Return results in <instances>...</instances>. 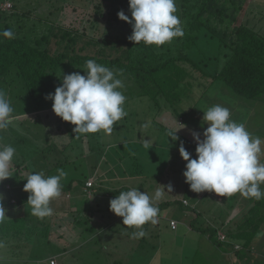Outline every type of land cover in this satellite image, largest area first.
Returning <instances> with one entry per match:
<instances>
[{
	"label": "trees",
	"instance_id": "1",
	"mask_svg": "<svg viewBox=\"0 0 264 264\" xmlns=\"http://www.w3.org/2000/svg\"><path fill=\"white\" fill-rule=\"evenodd\" d=\"M178 1L180 6L176 5V15L181 21L184 35L159 47L145 45L143 42L136 45L128 39L132 34V27L129 23L120 20L117 15L123 10L131 19L128 0H89L90 3L93 2L95 13L105 17L110 25L107 33L98 27L92 35L89 33V24H85L82 29L78 27L79 24L84 23L82 20L73 24L72 28L54 24L48 27L47 32L40 37L30 36L23 32L24 22L9 21L7 17L9 15L6 14L9 11L0 6V32L11 28L15 33V38L11 40L0 36V85L5 92L8 91L7 93L11 94L12 99L16 100L14 101L16 105L23 104L25 101L26 107L18 105L22 107L19 111L31 110L30 107L34 111H41L52 106L53 102L46 100L45 97L49 93H54L55 88L60 85L61 76L71 69H83L85 62L93 59L114 71L119 70L123 77L131 82L129 89L134 91L130 90L123 107H126L131 100L145 104L146 114H150V117L155 116L154 120L152 118L155 128L157 125L166 127L167 123H160L156 119L159 111H166V109L174 114L177 121L179 119L184 124L182 120L191 114L190 108L185 106V103L192 101V105H189L192 109L204 103L203 100L211 103V91H217L221 96L232 100H242L246 105L254 106L252 111L258 108L256 115H263L261 111H264V30L262 27L257 29L255 22L240 21L247 15L251 0ZM88 21L91 26H96L92 18ZM204 36L210 37L209 43L214 45L217 52L216 59L224 61L217 73H211L205 68L209 63L205 55L196 49L197 42ZM53 38L57 39L56 46L51 48ZM35 118H38L36 121L40 123L41 117L37 115ZM128 119L129 115L121 119L122 127L127 132L131 128ZM151 124L152 121L150 126ZM70 131H72L69 133L72 138L76 133L73 130ZM260 132L257 136L264 140V130L261 136ZM128 139L132 138L128 136ZM48 144L52 145L51 142ZM128 145L131 144L112 145L108 147L109 152L111 155L120 156V151ZM102 150L104 153L107 147L104 146ZM37 154L41 159L43 158V152L39 154L38 151ZM57 164L54 169L45 166L43 172L47 175L58 174L57 169H63L66 172V176L61 180L62 195L71 192L75 187L79 188L80 182L85 186L86 178L82 180L78 175V166L75 162L63 164L57 162ZM19 165V163L16 165L17 168ZM13 178L0 182V194L4 197L2 203L5 208L20 205L23 209L29 193L23 191L24 186L20 184L26 183V180L18 176ZM261 187L264 189V185ZM128 189L123 186L115 192V195ZM209 193L211 192L194 193L192 196L195 202L190 205L179 199L160 202L156 204L159 208L158 217L165 216L167 212L174 214L176 208H181L182 214L189 219L190 228L202 232L214 247L226 253H233L239 259L246 258L248 261L253 258V253L250 254L249 251L262 252L261 254L264 255V240L256 245L258 247L254 245L258 229L263 228L264 224V199H254V204L245 217H231V210L240 204L239 196L232 198L228 206L223 205L225 208L222 207L221 211L215 213L216 216L211 217V223L204 225L203 223L209 220L203 210H198L199 203L203 199H209L213 201L214 207L218 201L222 202L217 197L210 198ZM79 209L74 213V222L83 225L81 234L84 239L93 234L103 237L100 233L110 224L113 217L110 207L105 210L98 206H90L89 203L88 206L85 205ZM66 211V209L55 211L52 216L42 220L32 217L33 215L29 214L31 212L29 207L27 214L22 210L19 216L6 219L0 223V242L4 244L0 247V252H5L4 256H6L8 250L12 249L11 254H14L16 248L13 249L10 246L19 247V245L11 244L10 240L16 238L18 241L27 238L30 245L38 239L39 234V237L46 238L45 241L54 242L50 238V232L53 227L58 228L54 225L57 222L59 226L64 227L66 220L61 214H67ZM207 211L214 213L213 209ZM28 214L31 217H28ZM57 216L60 217L58 221L55 220ZM99 218H101L100 221ZM199 219L205 221L198 222ZM147 225V223L143 225L144 231ZM221 229L222 233L219 231ZM141 239L142 244L147 243L146 236ZM237 243L240 244L238 248H236ZM5 247L7 250L2 252V248ZM261 260L264 259L256 258L254 263L262 264Z\"/></svg>",
	"mask_w": 264,
	"mask_h": 264
},
{
	"label": "rangeland",
	"instance_id": "2",
	"mask_svg": "<svg viewBox=\"0 0 264 264\" xmlns=\"http://www.w3.org/2000/svg\"><path fill=\"white\" fill-rule=\"evenodd\" d=\"M175 3L179 5L178 0H175ZM0 6L9 11L6 12L10 16H7L9 21L15 23L18 20H22L24 22L23 32L30 36L40 37L47 32L48 27L54 24L72 28L73 24L82 20L84 23L79 24L78 27L82 29L85 24H89L90 35L95 33L98 27L104 33H107L108 27H110L105 17L103 18L98 13H95L93 2L90 3L89 0H4L0 1ZM89 18L94 20L96 26L90 25ZM241 19L240 21L249 20L255 22L257 29L262 27L264 30V0H251L247 15ZM56 40L55 38L52 39L51 48L56 46ZM210 40V37L204 36L197 42L198 46L196 49L205 55L209 63L205 68L211 73H217L223 66L224 61L216 59L217 52L214 45L209 43ZM82 71V68H75L68 70L63 75L73 72H79L83 75L84 72ZM62 76L60 84L62 83ZM117 78L122 80L124 87L121 91L125 97H128L130 90L134 91V89H129L131 82H128L122 74ZM1 86L0 89H2ZM7 96L14 109L13 115L17 118L7 130L0 131V143L10 144L16 149V154L12 161L13 176L9 177V179L16 176L18 178H26L33 172L43 171L46 167L54 169L58 165L57 162L61 164L75 162L78 166L77 173L82 180L86 178V183L93 182L91 187L88 186L87 195L83 193L85 186L80 182L79 188L75 187L71 193L66 192L60 198L51 201L50 206L54 212L58 210L65 211L67 208L66 213H68L61 214L64 220H66L64 227L61 230L53 227L50 232L51 239L57 244L54 242L46 244L44 242L39 253L42 258H46L50 254L56 255V257L51 256L43 259L39 261L40 264H52V258L58 264L59 259H61L59 257L64 255H75L73 259L75 262L71 261L70 264H257L254 263V259H264V255L261 254L262 252L249 251L250 254L253 253V258L248 261L246 258L239 259L233 253H226L220 248L214 247L202 232H197L190 228L189 219L186 215L182 214L181 208H176V213L174 214L167 212L163 217L157 216L156 223L148 222L145 231L144 226H142L143 231L146 233V244L140 242L141 238H131V233L136 229L125 228L126 226L123 225L122 218L116 216L114 213L109 226L100 233L103 235V238H100L97 234H93L84 239V236L81 234L84 228L83 225H78L74 222L75 211L71 208V211L69 210V206L74 203L79 204L80 208L85 205L88 206L90 203V206H98L106 210V208L110 207V200L117 196L115 192L123 186L129 189L137 187L141 192L145 191L149 195H153L160 185H168L169 183L172 185V192L166 194L161 200L156 201V204L174 199H179L189 205L190 203H194L192 195L196 192L191 191L189 184L185 183L183 172L185 171L187 162L180 156L179 147L182 141L185 149L192 154L190 158H196V142L193 139L192 133H200L201 139H203V131L208 126L203 121V111L217 104L227 107L230 109L231 119L238 123H243L247 131L253 136H257L259 131H261L259 133L261 136L264 130V111H261L263 115L258 116L256 115L258 108L252 111L254 106L246 105L242 100H232L223 95L221 96L217 91H211L210 99L214 101V104H212V101L208 103L206 100H203L204 103L196 105V108L192 109L189 106L192 105V101L185 103V106L187 105L190 108L191 114L182 120L185 127L177 132L179 139L173 141L171 138H168L167 132L170 128L183 127L180 122L181 120L178 119L177 121L174 114L167 109L166 111L162 110L161 112L159 111L156 119L160 123H167V125L164 128L157 125V128H155L153 126L155 116L150 117V114H146L145 104L131 100L124 107L127 115H129L128 122L131 123L129 124L131 127L129 132L122 127L123 122L119 120L113 126L111 134H105L101 131L90 134H75L71 138L69 133L72 132L70 130H73L75 126L56 116L52 110V106L41 111H34L30 107L29 109L31 110L21 112L19 110L22 107L18 105L25 108V101L23 104L19 103L16 105L14 102L16 100L11 98V94L7 93ZM37 115L41 117L40 123L36 121L38 119L35 118ZM151 121L152 124L150 126ZM146 124L148 126L144 127ZM46 135H48V138H46ZM128 136L132 139H128ZM50 142L52 143L51 146L48 144ZM125 143L131 145L125 146L120 151L121 154L119 152L120 156L111 155L108 147ZM104 146L107 147V151L103 153L102 149ZM91 148L93 149L91 150ZM262 150H264L263 145ZM38 151L39 154L43 152L42 159L37 154ZM260 161L264 162V152L260 156ZM18 163L20 164L19 168L16 166ZM75 182L79 184V182ZM24 184L20 185L24 186ZM165 191H167V188H165ZM238 196L240 204H237L231 210V217H245L254 204V198H245L239 193L224 197L211 192L209 193L210 198L217 197L222 202L218 201L213 207V201L208 199V202L207 199H203L199 203V207L196 206L199 211H204V215L209 221L204 222V219H199L198 222L202 220L201 222H204V225L211 223V217L216 216L217 214L215 213L217 211L222 207L225 208L224 206H228L231 199L238 198ZM58 199L60 200L58 201ZM187 199L188 201L185 202ZM29 207L27 204L23 206V209L20 208V205L6 207V209L13 208L10 212H7V216L9 218L17 217L22 214V210L27 214ZM212 209L214 213L207 211ZM29 214L27 216L31 217L32 215L30 216ZM82 215L84 218V214ZM173 216H176L179 222L176 229H173L170 225ZM32 217L37 218L35 216ZM59 218L57 216L55 220L58 221ZM100 220L101 218H99ZM32 221L36 222L34 219ZM218 223L220 226L221 221ZM69 226H71L70 229ZM232 227L236 229L235 226ZM62 230H65V233L70 231L68 232L69 234H66L65 238H61L59 235V232H62ZM258 230V233H264V224L263 228ZM219 231L223 232L222 229ZM261 240H264V235L256 238V242L258 243L254 242V245H258ZM10 242L14 245L21 244L18 238L11 239ZM36 242H40L41 244V238L36 240ZM140 243L142 244L141 246ZM7 247L2 248L1 251H6ZM11 247L13 249L16 248V251L13 253L18 258L25 252L22 245ZM63 248L65 249L64 253ZM57 249L59 252H57ZM11 250H8L6 255L9 256L6 257H4L5 252H0V257H3L2 260L4 262L2 264H23L22 261L16 258L10 259L12 255ZM34 251L38 250L35 248ZM255 252L257 257L255 256ZM262 264H264V260Z\"/></svg>",
	"mask_w": 264,
	"mask_h": 264
},
{
	"label": "clouds",
	"instance_id": "3",
	"mask_svg": "<svg viewBox=\"0 0 264 264\" xmlns=\"http://www.w3.org/2000/svg\"><path fill=\"white\" fill-rule=\"evenodd\" d=\"M128 4L131 19L123 10L117 15L131 25L132 34L128 39L136 45L143 42L159 47L184 35L176 15L175 0H128ZM0 36L11 40L15 38V33L9 28L0 32ZM83 70V75L79 72L63 75L62 83L45 99L53 102L52 110L56 116L75 125L73 130L76 134L101 131L111 134L116 122L127 115L123 107L126 97L121 91L124 85L117 78L121 72L93 59L85 62ZM13 112L10 99L0 89V131L13 125L17 119ZM203 112V121L208 125L203 131V139L200 133H192L196 142V158H190L192 154L180 142V156L187 162L183 172L185 183L196 193L208 191L224 197L239 193L245 198L264 199L261 187L264 185V163L260 161L264 140L253 136L243 123L232 120L227 107L217 104ZM184 127L170 128L168 138L178 140L177 132ZM15 154L16 149L12 145L0 143V182L13 176ZM57 173L45 175L39 171L25 178L23 191L29 193L26 204L31 208V215L39 219L53 215L50 203L62 195L61 180L66 176L63 169H57ZM172 190L171 183L160 185L153 195L132 187L110 200V211L122 218L125 228L136 229L131 238L144 237L146 233L142 226L148 222L156 223L159 213L156 201ZM3 199L0 194V223L9 219ZM261 235L264 233H258L257 238ZM3 246L0 242V247ZM239 246L237 243L236 248Z\"/></svg>",
	"mask_w": 264,
	"mask_h": 264
},
{
	"label": "crops",
	"instance_id": "4",
	"mask_svg": "<svg viewBox=\"0 0 264 264\" xmlns=\"http://www.w3.org/2000/svg\"><path fill=\"white\" fill-rule=\"evenodd\" d=\"M90 177V176H89ZM89 177H88V179H89ZM91 178V177H90ZM87 181V180H86ZM88 187V186H87ZM87 187H86V184H85V187H84V189H83V193L85 194L86 193V191H88V189H87ZM106 192V191H105ZM69 193V192H68ZM71 193V192H70ZM107 193H109V192H107ZM106 193V194H107ZM65 194V193H64ZM60 198V197H59ZM79 198H81V197H79ZM60 199H58V201H59ZM55 201H57V200H55ZM63 203H65V202H63ZM74 209V211L76 212L77 210H80L79 208H80V205L79 204H77V203H74V204H72V205H70L69 206V210L71 211V209ZM8 211L7 212H10V208L9 209H7ZM66 210H67V208H66ZM59 211V210H58ZM54 212V211H53ZM173 218V217H172ZM174 220H176L177 221V218H173ZM173 219H171V220H173ZM55 226H57L58 227V229L59 230H61L63 227L62 226H59V223H57V224H54ZM171 225V224H170ZM109 225H107L106 227H108ZM61 227V228H60ZM70 227L71 226H69V229H70ZM105 227V228H106ZM104 228V229H105ZM53 229V228H52ZM68 232H70V231H68ZM65 233V230H62V232H59V235L61 236V238H65L66 237V234H69V233ZM72 235V234H71ZM101 235V234H100ZM38 236H39V234H38ZM99 236V235H98ZM103 236V235H102ZM70 237V236H69ZM39 238H41V244H40V242L39 243H37L36 241L34 242L33 241V243H31L30 245L28 244V242H27V238H22L19 242L21 243L20 245H22V248L25 250V252L23 253V255H20V257L18 258V256L16 255V254H12L11 256H10V259L11 258H16V259H18V260H20V261H22L23 262V264H40L39 263V261H42L43 259H47V258H49V257H51V256H54V257H56V255H49L48 257H46V258H42L40 255H39V253H40V251H41V247H43V244H44V242L47 244V243H51L49 240H46L45 241V237L44 236H40ZM39 238L38 239H36V240H39ZM51 238V237H50ZM60 238V239H61ZM96 238H97V236H96ZM96 238H94V239H96ZM103 238V237H102ZM62 240H64V239H62ZM104 240V239H103ZM55 243V242H54ZM55 244H57V243H55ZM19 245V244H18ZM19 245V246H20ZM31 246V247H30ZM36 248V250H38V251H34V249ZM64 249V248H63ZM64 251H65V249L63 250V253H64ZM57 252H59L58 251V249H57ZM62 254V253H61ZM6 256H9V255H6ZM6 256H4V257H6ZM21 258H23V259H21ZM59 258H61V259H59V263L58 264H70V262L71 261H74L73 259L75 258V255H64V256H61V257H59ZM66 258H68V259H66ZM3 257H0V264H2V263H4L3 262ZM52 260H55L54 258H52ZM51 260V261H52ZM75 262V261H74ZM56 264V263H55Z\"/></svg>",
	"mask_w": 264,
	"mask_h": 264
},
{
	"label": "built area",
	"instance_id": "5",
	"mask_svg": "<svg viewBox=\"0 0 264 264\" xmlns=\"http://www.w3.org/2000/svg\"><path fill=\"white\" fill-rule=\"evenodd\" d=\"M86 184L87 186L91 187L93 185V182H87ZM185 202L187 201L185 200ZM170 224L173 229H176L178 226V222L174 219L170 221ZM55 263H56L55 260H52V264H55Z\"/></svg>",
	"mask_w": 264,
	"mask_h": 264
}]
</instances>
